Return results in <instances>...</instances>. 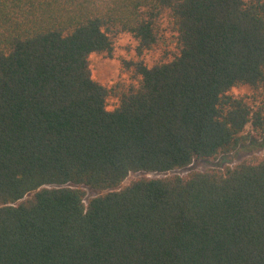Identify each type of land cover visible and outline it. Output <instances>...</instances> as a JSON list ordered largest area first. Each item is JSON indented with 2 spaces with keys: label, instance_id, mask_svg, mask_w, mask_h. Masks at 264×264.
Returning <instances> with one entry per match:
<instances>
[{
  "label": "trees",
  "instance_id": "16d2710c",
  "mask_svg": "<svg viewBox=\"0 0 264 264\" xmlns=\"http://www.w3.org/2000/svg\"><path fill=\"white\" fill-rule=\"evenodd\" d=\"M263 137L264 0H0V264H264Z\"/></svg>",
  "mask_w": 264,
  "mask_h": 264
},
{
  "label": "rangeland",
  "instance_id": "374dc122",
  "mask_svg": "<svg viewBox=\"0 0 264 264\" xmlns=\"http://www.w3.org/2000/svg\"><path fill=\"white\" fill-rule=\"evenodd\" d=\"M136 45L137 41L129 33H121L115 38V48L113 57L105 55L103 53H93L90 56V67L92 76L97 81L112 85L117 81H130L131 75L128 72H125L123 69V58H136ZM162 50H151L144 54V59L151 65L157 59L162 56ZM232 93L235 95H242L248 100H252L255 95V90L248 85H241L235 87L232 90ZM118 99L111 97L109 99V108H112ZM253 155H264V137L258 139H252L248 143L240 146L235 151L220 156L216 160H197L192 163L189 167L180 170H174L169 173H180L185 174L191 170H205L213 167H225L227 165L233 166L244 159L253 156ZM139 173H132L125 180L124 184H128L131 180L138 177ZM149 176H160L161 174L149 173ZM87 197H92L97 194H100L103 191L86 188Z\"/></svg>",
  "mask_w": 264,
  "mask_h": 264
}]
</instances>
